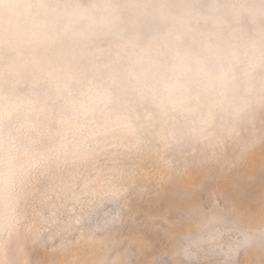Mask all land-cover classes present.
I'll return each mask as SVG.
<instances>
[{"label":"clouds","instance_id":"clouds-1","mask_svg":"<svg viewBox=\"0 0 264 264\" xmlns=\"http://www.w3.org/2000/svg\"><path fill=\"white\" fill-rule=\"evenodd\" d=\"M230 146L264 169V0H0V264H32L41 183L72 199L118 160ZM230 219L219 264L264 254V195Z\"/></svg>","mask_w":264,"mask_h":264},{"label":"rangeland","instance_id":"rangeland-1","mask_svg":"<svg viewBox=\"0 0 264 264\" xmlns=\"http://www.w3.org/2000/svg\"><path fill=\"white\" fill-rule=\"evenodd\" d=\"M254 159L236 166L231 146L212 158L178 152L166 168L147 155L129 157L94 173L100 182H78L72 199L41 183L27 210L32 264H153L177 248L188 264H219L214 242L233 239V208L251 210L264 195V169ZM240 258L264 264L259 251ZM166 264H174L171 257Z\"/></svg>","mask_w":264,"mask_h":264}]
</instances>
